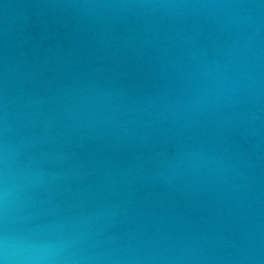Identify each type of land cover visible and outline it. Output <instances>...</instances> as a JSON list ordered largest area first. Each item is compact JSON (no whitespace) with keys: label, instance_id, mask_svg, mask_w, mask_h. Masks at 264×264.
Masks as SVG:
<instances>
[{"label":"water","instance_id":"95a60500","mask_svg":"<svg viewBox=\"0 0 264 264\" xmlns=\"http://www.w3.org/2000/svg\"><path fill=\"white\" fill-rule=\"evenodd\" d=\"M0 264H264V0H0Z\"/></svg>","mask_w":264,"mask_h":264}]
</instances>
